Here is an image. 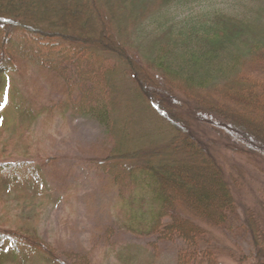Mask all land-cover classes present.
I'll return each mask as SVG.
<instances>
[{"label":"trees","instance_id":"trees-1","mask_svg":"<svg viewBox=\"0 0 264 264\" xmlns=\"http://www.w3.org/2000/svg\"><path fill=\"white\" fill-rule=\"evenodd\" d=\"M88 1L90 20L69 15V0H0V115L14 98L23 118L37 123L60 112L99 121L107 139L85 164L116 193L121 230L185 242L179 264H222L214 248L202 245L239 216L237 195L247 178L232 177L225 160L256 156L264 172V0L230 5V13L217 0ZM129 90L171 124L169 141L139 146L138 125L124 114ZM41 162L37 189L66 194L69 159ZM17 169L3 172L12 184ZM6 258L99 264L87 248H59L37 230L0 227V264Z\"/></svg>","mask_w":264,"mask_h":264},{"label":"rangeland","instance_id":"rangeland-1","mask_svg":"<svg viewBox=\"0 0 264 264\" xmlns=\"http://www.w3.org/2000/svg\"><path fill=\"white\" fill-rule=\"evenodd\" d=\"M87 2L69 0L71 13L68 14L90 20L94 9L88 10ZM244 2L246 0H217V6L230 13L233 9L230 5ZM52 9L61 12L55 4ZM247 11L253 12L248 8ZM242 12L245 10L241 8L238 15ZM101 27L99 24V29ZM23 85L22 90L29 97L31 86ZM126 94L131 104L126 105L124 114L126 118L135 119L138 125L139 146L169 141L175 131L163 115L149 103L138 102L134 90ZM10 99L4 115H0V227L37 230L59 248H87L96 253L99 264H124L119 252L132 258L130 264H179V255L186 249L185 242H161L158 237L142 239L121 230L116 193L105 188L102 177L92 165L85 164L94 154L95 147L107 139L106 128L99 121L74 112H60L57 120L42 119L37 123L30 117L24 119L15 99ZM2 102L3 98H0ZM18 105H25V102ZM53 156L69 159L73 165L63 170L66 174L73 168L66 194L41 193L37 189L41 178L36 177V171L42 168L41 159ZM252 159L238 155L225 160L231 176L247 178L244 180L246 186L237 195L241 205L239 216L229 229L215 230L210 244L202 245L203 249L214 248L222 264H264V172L259 168L256 156ZM7 167L19 168L14 184L10 182L12 174H3ZM201 185L196 183L193 187L198 189ZM250 211H253L255 226L249 222ZM255 230L260 235V245H257ZM243 257L247 262H241ZM5 261L6 264H18L16 259L6 258Z\"/></svg>","mask_w":264,"mask_h":264}]
</instances>
